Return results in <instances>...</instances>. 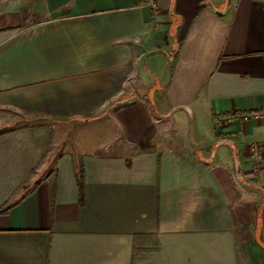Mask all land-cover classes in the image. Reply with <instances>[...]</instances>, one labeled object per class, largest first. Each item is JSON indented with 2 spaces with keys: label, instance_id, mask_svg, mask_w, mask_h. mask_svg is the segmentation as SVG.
<instances>
[{
  "label": "crops",
  "instance_id": "obj_1",
  "mask_svg": "<svg viewBox=\"0 0 264 264\" xmlns=\"http://www.w3.org/2000/svg\"><path fill=\"white\" fill-rule=\"evenodd\" d=\"M227 1L0 0V264H264V0Z\"/></svg>",
  "mask_w": 264,
  "mask_h": 264
},
{
  "label": "water",
  "instance_id": "obj_2",
  "mask_svg": "<svg viewBox=\"0 0 264 264\" xmlns=\"http://www.w3.org/2000/svg\"><path fill=\"white\" fill-rule=\"evenodd\" d=\"M231 3V0H228L227 1V8L225 9V11H217V13L219 14V15H223L227 10H228V7H229V5L228 4H230ZM184 107V106H183ZM185 108V107H184Z\"/></svg>",
  "mask_w": 264,
  "mask_h": 264
},
{
  "label": "trees",
  "instance_id": "obj_3",
  "mask_svg": "<svg viewBox=\"0 0 264 264\" xmlns=\"http://www.w3.org/2000/svg\"><path fill=\"white\" fill-rule=\"evenodd\" d=\"M7 210H8V208H6V207L0 208V214L7 211Z\"/></svg>",
  "mask_w": 264,
  "mask_h": 264
}]
</instances>
